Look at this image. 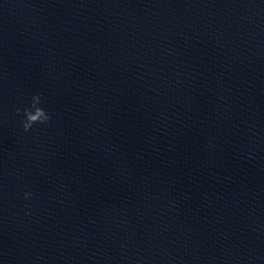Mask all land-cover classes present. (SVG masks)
I'll return each instance as SVG.
<instances>
[{"label": "water", "instance_id": "95a60500", "mask_svg": "<svg viewBox=\"0 0 264 264\" xmlns=\"http://www.w3.org/2000/svg\"><path fill=\"white\" fill-rule=\"evenodd\" d=\"M0 264H264V0H0Z\"/></svg>", "mask_w": 264, "mask_h": 264}, {"label": "clouds", "instance_id": "9594fccd", "mask_svg": "<svg viewBox=\"0 0 264 264\" xmlns=\"http://www.w3.org/2000/svg\"><path fill=\"white\" fill-rule=\"evenodd\" d=\"M41 104V97L37 94L32 97V103L30 108L23 110L25 117L23 121V129L28 132L32 129L35 124H46L50 121V115L45 112L39 105ZM16 114H21V109H16ZM30 193H25V197L30 196Z\"/></svg>", "mask_w": 264, "mask_h": 264}]
</instances>
